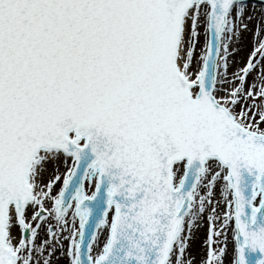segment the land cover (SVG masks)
Returning a JSON list of instances; mask_svg holds the SVG:
<instances>
[{
	"label": "snow or ice",
	"instance_id": "snow-or-ice-1",
	"mask_svg": "<svg viewBox=\"0 0 264 264\" xmlns=\"http://www.w3.org/2000/svg\"><path fill=\"white\" fill-rule=\"evenodd\" d=\"M0 264H264V0H0Z\"/></svg>",
	"mask_w": 264,
	"mask_h": 264
},
{
	"label": "bare ground",
	"instance_id": "bare-ground-1",
	"mask_svg": "<svg viewBox=\"0 0 264 264\" xmlns=\"http://www.w3.org/2000/svg\"><path fill=\"white\" fill-rule=\"evenodd\" d=\"M250 27H251V25H250ZM245 44H246V46L249 44V41H245ZM205 235H206V225H204V226H202L200 229H199V231H198V233H197V240H196V242L193 244V246H192V251L195 253V254H197V255H199L200 254V252H201V250H202V240H203V238L205 237ZM226 259V261L229 259V257H226L225 258Z\"/></svg>",
	"mask_w": 264,
	"mask_h": 264
}]
</instances>
